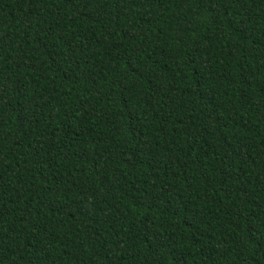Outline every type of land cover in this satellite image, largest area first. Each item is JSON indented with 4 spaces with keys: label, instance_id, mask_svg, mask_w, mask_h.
I'll return each instance as SVG.
<instances>
[{
    "label": "trees",
    "instance_id": "trees-1",
    "mask_svg": "<svg viewBox=\"0 0 264 264\" xmlns=\"http://www.w3.org/2000/svg\"><path fill=\"white\" fill-rule=\"evenodd\" d=\"M0 264H264V0H0Z\"/></svg>",
    "mask_w": 264,
    "mask_h": 264
}]
</instances>
